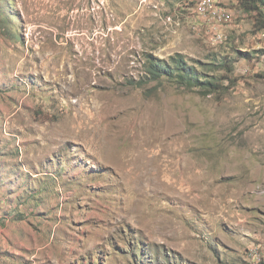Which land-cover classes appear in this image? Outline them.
<instances>
[{
  "label": "rangeland",
  "instance_id": "rangeland-1",
  "mask_svg": "<svg viewBox=\"0 0 264 264\" xmlns=\"http://www.w3.org/2000/svg\"><path fill=\"white\" fill-rule=\"evenodd\" d=\"M200 1L0 0L1 264H264V29Z\"/></svg>",
  "mask_w": 264,
  "mask_h": 264
},
{
  "label": "trees",
  "instance_id": "trees-1",
  "mask_svg": "<svg viewBox=\"0 0 264 264\" xmlns=\"http://www.w3.org/2000/svg\"><path fill=\"white\" fill-rule=\"evenodd\" d=\"M240 4L244 11L256 14L260 28L264 29V0H240ZM147 73L152 80L165 79L187 89L202 88L208 92L217 90L215 81L208 80L194 64H189L183 55L178 53L168 61L149 57Z\"/></svg>",
  "mask_w": 264,
  "mask_h": 264
},
{
  "label": "built area",
  "instance_id": "built-area-1",
  "mask_svg": "<svg viewBox=\"0 0 264 264\" xmlns=\"http://www.w3.org/2000/svg\"><path fill=\"white\" fill-rule=\"evenodd\" d=\"M215 0H201L196 5V12L199 16L211 18L217 20L218 22H225L228 16L224 11L215 6Z\"/></svg>",
  "mask_w": 264,
  "mask_h": 264
},
{
  "label": "crops",
  "instance_id": "crops-1",
  "mask_svg": "<svg viewBox=\"0 0 264 264\" xmlns=\"http://www.w3.org/2000/svg\"><path fill=\"white\" fill-rule=\"evenodd\" d=\"M0 163H1V161H0ZM7 169H9V168H7ZM3 170H4V168H3ZM1 171V172H3L4 173V171ZM16 173H19V171H17ZM5 174V173H4ZM4 174H3V176H4ZM6 175V174H5ZM2 258L3 257H1V259H0V264L3 262V261H5V260H7V259H4L3 261H2ZM15 264H26L25 262L24 263H22V262H18V261H16V263Z\"/></svg>",
  "mask_w": 264,
  "mask_h": 264
},
{
  "label": "bare ground",
  "instance_id": "bare-ground-1",
  "mask_svg": "<svg viewBox=\"0 0 264 264\" xmlns=\"http://www.w3.org/2000/svg\"><path fill=\"white\" fill-rule=\"evenodd\" d=\"M150 159H154V156H151Z\"/></svg>",
  "mask_w": 264,
  "mask_h": 264
}]
</instances>
